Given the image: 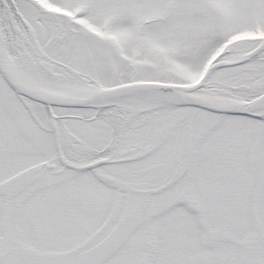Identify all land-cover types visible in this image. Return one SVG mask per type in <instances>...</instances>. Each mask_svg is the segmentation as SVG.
<instances>
[{
  "label": "snow or ice",
  "instance_id": "6c2138e0",
  "mask_svg": "<svg viewBox=\"0 0 264 264\" xmlns=\"http://www.w3.org/2000/svg\"><path fill=\"white\" fill-rule=\"evenodd\" d=\"M0 264H264V0H0Z\"/></svg>",
  "mask_w": 264,
  "mask_h": 264
}]
</instances>
